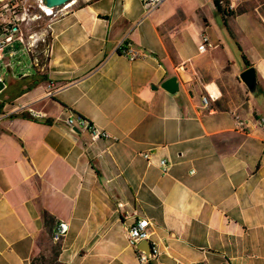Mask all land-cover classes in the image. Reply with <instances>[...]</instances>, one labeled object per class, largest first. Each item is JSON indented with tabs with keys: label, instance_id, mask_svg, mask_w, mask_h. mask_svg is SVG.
<instances>
[{
	"label": "crops",
	"instance_id": "0c3cea01",
	"mask_svg": "<svg viewBox=\"0 0 264 264\" xmlns=\"http://www.w3.org/2000/svg\"><path fill=\"white\" fill-rule=\"evenodd\" d=\"M226 1L232 19L264 40V0L255 8L252 0ZM75 2L51 23L45 80L26 75L0 94V264H30L56 242L63 222L69 232L60 263L142 264L137 250L147 246L128 239L139 219L149 221L159 249L144 264H264V129L257 123L264 118V42L242 50L258 92L251 95L240 79L224 92L225 48L200 54L197 47L191 56L184 45L190 27L183 11H216L214 0H164L152 13L140 0ZM201 22L212 27L204 14ZM124 41L150 58L119 55ZM172 77L177 95L162 88ZM208 93L216 100L205 106ZM18 105L43 117L11 118L22 114ZM72 115L110 138L92 141L86 130L69 128ZM161 160L170 162L166 174Z\"/></svg>",
	"mask_w": 264,
	"mask_h": 264
},
{
	"label": "built area",
	"instance_id": "2783aa9c",
	"mask_svg": "<svg viewBox=\"0 0 264 264\" xmlns=\"http://www.w3.org/2000/svg\"><path fill=\"white\" fill-rule=\"evenodd\" d=\"M149 13L157 10L164 0H140ZM24 5V0H0V63L4 62L3 53L8 46L16 41L23 44V48L26 54L31 56L39 43L45 41L48 34H50L51 23L61 17L68 14L71 5H65L56 9L46 8L41 0H36L33 6ZM20 15H22L20 17ZM48 19V21L46 20ZM44 20L47 27L43 29L39 28V21ZM217 48V45L213 44L210 38L203 34L198 45V51L200 54H206ZM119 55L129 59L131 62L146 60L150 58V54L137 50L131 43L122 42L118 48ZM46 55L49 56V50L46 51ZM34 64L38 65V60L35 59ZM0 82L5 84L4 78L0 77ZM1 94V93H0ZM53 87L49 85L47 96L52 97ZM216 97L210 93L203 97V104L209 106L211 102L215 101ZM27 107L24 105L17 106L18 113H25ZM29 116L33 119H41L43 115L41 113L29 110ZM237 129L245 132L244 122L240 117L235 118ZM66 125L71 129H84L89 132L92 141H99L110 138V135L96 127L90 121L85 118L72 115L65 120ZM257 123L264 129V118L259 119ZM145 159L150 158V154L144 155ZM163 172L166 174L170 170V162L167 160H161L159 163ZM149 221L147 219H139L133 223L128 229V239L131 246L136 247L137 244L149 241ZM69 232V224L63 222L60 223L54 231V240L60 241ZM151 243L150 256L143 251H138L139 262L144 264L148 263L150 259H155L159 255L158 247Z\"/></svg>",
	"mask_w": 264,
	"mask_h": 264
},
{
	"label": "rangeland",
	"instance_id": "374dc122",
	"mask_svg": "<svg viewBox=\"0 0 264 264\" xmlns=\"http://www.w3.org/2000/svg\"><path fill=\"white\" fill-rule=\"evenodd\" d=\"M76 1V2H75ZM74 2L77 3L76 7L82 6L83 1L85 0H75ZM262 0H252L248 4V7H258ZM222 4L225 9H228L229 12L230 2L226 0L222 1ZM24 5L27 8L28 6L35 5V0H24ZM168 7V4L163 5L161 8V12L164 11ZM243 5L241 8L237 9V13L243 12ZM261 13H264V5L259 8ZM261 13H258L261 16ZM185 17L184 22L189 25L190 29L187 35L185 36V47H188L191 51V56L198 55L197 47L198 43L195 38H198L200 41V37L205 34L207 35L213 44H218L221 47L225 48V53L227 54V60L229 61L222 70L223 76H229L230 79H225V84L222 85V90L226 92L228 88H226V84L230 86V89L235 91L238 81L239 75L244 71L245 61H244V51L243 48H248L254 46V44H258V41L264 42L263 37L259 35V33L252 32L250 29H243L240 27L241 22L237 19H232L233 16L228 17L227 22L229 27L227 28L224 23V16L218 14L214 9L213 5L209 8L207 6L203 10L204 16H206L211 22V28H206L203 26L201 22V18L203 14L196 13V12H189L188 10L183 11L182 13ZM252 16V14H250ZM22 15H20L21 17ZM256 17V15H254ZM262 18V17H261ZM200 43V42H199ZM23 44L19 41L14 42L10 46L5 49L4 53L2 54L4 57V62L0 63V77L4 78L5 85L7 88H10V83L20 79L21 77H25L26 75H34L36 73V69L32 62L31 57L25 53ZM219 52H215L212 54V60H217L218 63L222 61ZM210 57V55L199 56L195 60L205 59ZM223 81H220L222 83ZM216 83V82H215ZM220 86V85H219ZM9 93L6 91L5 94ZM4 94V95H5ZM0 99H3V95H0ZM52 242L45 248L43 253L45 254L48 259L51 258V248Z\"/></svg>",
	"mask_w": 264,
	"mask_h": 264
},
{
	"label": "trees",
	"instance_id": "16d2710c",
	"mask_svg": "<svg viewBox=\"0 0 264 264\" xmlns=\"http://www.w3.org/2000/svg\"><path fill=\"white\" fill-rule=\"evenodd\" d=\"M222 1L224 0H214V7L216 9V11L218 12V14L223 15L224 16V23L226 25V27L228 28V22L227 19L230 16H234V12H229L228 9H225ZM48 21V19H46ZM39 28L38 29H43L45 27H47V24L44 20H40L39 23ZM50 43H51V38H50V34L47 35L46 39L44 42L39 43L37 48L35 49V52L30 56L32 59V62L34 64L35 59L38 60V65L36 66L34 64V67L36 69V72L38 73V75L40 76V78L38 80L44 81L45 80V75H41V71L44 70L45 66L48 63V56L46 55V51L49 50L50 48ZM244 61H245V65L247 68H250V63L247 60L246 56L244 55ZM38 82V81H37ZM35 85L37 83H34ZM4 106L2 105V107H0V114L2 113ZM11 118H24V119H31V117L28 114H19V115H13ZM44 219H45V227L48 229L49 228V224H50V217L47 216L46 214H44ZM52 248H51V258L48 259V257L45 256V254L42 252L39 256L33 258L31 260L30 264H62L58 261V257L60 255L61 252V245H60V241L57 242H53L52 241Z\"/></svg>",
	"mask_w": 264,
	"mask_h": 264
},
{
	"label": "water",
	"instance_id": "95a60500",
	"mask_svg": "<svg viewBox=\"0 0 264 264\" xmlns=\"http://www.w3.org/2000/svg\"><path fill=\"white\" fill-rule=\"evenodd\" d=\"M42 4L49 9H56L65 5L73 3L75 0H41ZM240 81L246 86L251 95H255L258 92V79L256 69L250 67L239 75ZM162 88L171 95H177L179 93V82L177 77H172L163 83ZM5 89V84L0 82V93ZM147 246V249H140L150 256L151 243L145 241L142 243Z\"/></svg>",
	"mask_w": 264,
	"mask_h": 264
},
{
	"label": "bare ground",
	"instance_id": "6f19581e",
	"mask_svg": "<svg viewBox=\"0 0 264 264\" xmlns=\"http://www.w3.org/2000/svg\"><path fill=\"white\" fill-rule=\"evenodd\" d=\"M74 3V2H73ZM70 5H73L72 3Z\"/></svg>",
	"mask_w": 264,
	"mask_h": 264
}]
</instances>
